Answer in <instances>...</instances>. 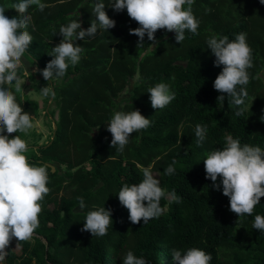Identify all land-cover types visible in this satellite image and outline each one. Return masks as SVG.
<instances>
[{"label": "trees", "instance_id": "trees-1", "mask_svg": "<svg viewBox=\"0 0 264 264\" xmlns=\"http://www.w3.org/2000/svg\"><path fill=\"white\" fill-rule=\"evenodd\" d=\"M17 2L0 0V6L8 8L4 14L9 18L17 15L10 9ZM96 2L42 0L46 4L43 11L31 6L27 31L33 40L24 54L27 59L42 70L53 58L51 48L62 39L60 27L79 20L82 28H88L95 19L92 9ZM104 2L115 26L98 30L95 37L76 40L84 49L80 62L69 65L64 77L46 81L51 85L50 97L55 93L51 98L55 109L48 116L57 111L56 129L53 139L36 147L27 159L34 166L49 163L55 170L47 165L50 192L40 202L39 227L30 240L10 242L5 264H122L128 251L148 264H174L173 249L183 254L192 247L210 253V264H264V232L252 227L256 215L264 216V197L252 215L240 217L251 231L254 244H250L227 214L229 201L222 184L219 189L212 187L203 164L207 154L226 146L229 135L239 139L241 146L264 150V4L260 0H195L191 11L199 21L198 34L186 30L184 41L178 44L174 33L158 30L156 45L145 35L144 45L137 46L138 37L129 34V29L139 25L126 10L116 12L108 0ZM241 32L246 33L252 49L253 67L248 69L249 83L238 86V91L245 88L247 96L243 104L235 106L231 97L217 99L221 94L213 81L223 66L214 65L207 41L213 36H227L231 41ZM24 71L19 66V79ZM136 76L140 82L132 86L119 111L139 110L151 126L133 133L119 152L110 144L107 122L118 109L120 94ZM160 82L169 85L175 99L154 110L147 90ZM14 83L3 87L12 91L32 119L37 114L36 103L23 100ZM237 110L241 116L235 115ZM196 125L206 128L200 146ZM12 135L21 137L22 133ZM173 160L174 174L165 175ZM143 168H149L165 190L160 200L163 213L147 223L132 224L117 194L125 184L139 183ZM216 183L220 184L218 178ZM66 187L70 195H59ZM173 193L180 197L179 202L171 200ZM79 197L84 200L83 209ZM102 207L111 210L107 235L82 232L86 214ZM15 245L20 247L19 253L13 249ZM223 247L232 250L231 262L221 258ZM244 248L248 255L241 250Z\"/></svg>", "mask_w": 264, "mask_h": 264}, {"label": "clouds", "instance_id": "clouds-1", "mask_svg": "<svg viewBox=\"0 0 264 264\" xmlns=\"http://www.w3.org/2000/svg\"><path fill=\"white\" fill-rule=\"evenodd\" d=\"M195 0H108L114 11H127L130 19L139 27L130 28L129 34L138 37L137 46L144 45L147 35L152 45L158 43L155 33L165 30L175 34V41L180 44L185 39V31L198 34L199 21L194 17L191 6ZM264 4V0H260ZM187 5V8L184 6ZM36 6L43 11L46 4L42 0H19L10 9H15L17 15L9 18L0 6V262L7 255L10 242L28 241L39 227L38 216L42 211L41 201L50 192L47 187L48 166H34L29 163L25 153L28 145L17 132L28 133L32 128L29 113L17 103L12 91L3 87L16 82L19 90L21 83L18 68L22 57L32 43L33 37L27 31L30 23L28 9ZM105 9L104 0H98L92 11L95 19L86 29L81 27L79 20H73L66 26L62 25L59 34L62 39L51 48L49 54L53 58L40 71L44 80L49 81L66 75L69 65L75 66L81 60L84 49L76 40L95 37L98 30H107L115 26ZM207 46L215 56L214 65H222V70L213 81L214 89L221 95L217 99L223 101L225 96L231 97L235 106L243 104L247 92L244 87L249 83L248 69L253 67L252 49L247 43L246 33H238L234 40L227 36L217 39L215 36L207 41ZM43 94L48 96L50 89L44 87ZM147 92L151 107L163 109L175 99V93L170 91L168 84L160 82L150 87ZM51 95H55L51 92ZM236 116L242 112L237 110ZM151 126V121L139 110L129 112L116 111L107 122V131L111 133L110 144L116 151L122 152L129 143L133 133L140 132ZM195 136L197 145L205 140L206 128L196 125ZM226 146L207 154L203 159L206 178L213 182L212 187L219 189L228 197L229 210L237 217L252 215L254 208L264 197V150L258 146L244 144L231 135L225 138ZM175 160L165 170V175L174 174ZM143 179L139 183L125 184L117 196L119 203L128 210V220L132 224L141 221L147 223L158 218L163 213L160 200L165 196V190L160 187L149 168H143ZM220 184H217V178ZM171 200L180 201V197L171 194ZM80 209L85 207L82 197L78 198ZM112 226L111 210L104 207L89 211L86 214L81 231L91 236L107 235ZM253 229L264 232V216L256 215ZM174 264H210L212 256L206 251L192 247L182 252L171 251ZM122 264H148L143 257H137L128 251Z\"/></svg>", "mask_w": 264, "mask_h": 264}, {"label": "rangeland", "instance_id": "rangeland-1", "mask_svg": "<svg viewBox=\"0 0 264 264\" xmlns=\"http://www.w3.org/2000/svg\"><path fill=\"white\" fill-rule=\"evenodd\" d=\"M20 66L24 67L25 75L19 79L21 83V87L19 90L17 89L16 90L18 91L20 97L23 100L25 99L34 100L37 109V114L33 115L31 119L32 128L28 130L27 134L22 133L21 136V139L25 140L28 145V151L25 153L26 157H28L30 153L36 150L35 146H40L42 144H45L49 139L52 138L54 124L57 119V111H55V115L48 116L49 110H51V108L55 109L54 102L52 101L50 94L48 96H45L43 94L42 89L44 87H48L51 90V85L44 80L43 76L41 75V73H39V71H35V69H39L37 65L34 62L30 61V59L28 60L27 57L24 55L22 57ZM138 82H140V79L136 76L130 81L129 86L123 90V92L120 94L119 98L117 99L119 106L116 111H119L123 99H125L130 94L132 86ZM13 86L16 88V82L14 83ZM56 167L57 169H61V170L63 168V166L59 164H56ZM87 167L89 166L87 165ZM218 181H220L219 177H218ZM59 195H64V196L70 195L69 188L66 187L65 189L61 190L59 192ZM168 199H170L169 196ZM227 214L235 222L237 229L243 234L244 238L250 244H254L249 226L247 224H244L240 220V217H237L235 213L229 210V205L227 208ZM13 249L18 253L20 252L19 246L15 245L13 246ZM241 250L248 255L247 248ZM231 252L232 250H230L229 248L223 247L221 249V258L226 262H231ZM0 263L5 264V259Z\"/></svg>", "mask_w": 264, "mask_h": 264}, {"label": "water", "instance_id": "water-1", "mask_svg": "<svg viewBox=\"0 0 264 264\" xmlns=\"http://www.w3.org/2000/svg\"><path fill=\"white\" fill-rule=\"evenodd\" d=\"M51 98H52V95H51ZM55 129H56V125L54 124V130H53V134H52V138H51V139H53V135H54V133H55ZM35 147H38V146H35ZM46 164H47V165H50L52 171L55 170V167H54L53 165H51V164H49V163H46Z\"/></svg>", "mask_w": 264, "mask_h": 264}, {"label": "built area", "instance_id": "built-area-1", "mask_svg": "<svg viewBox=\"0 0 264 264\" xmlns=\"http://www.w3.org/2000/svg\"><path fill=\"white\" fill-rule=\"evenodd\" d=\"M1 264V263H0Z\"/></svg>", "mask_w": 264, "mask_h": 264}]
</instances>
